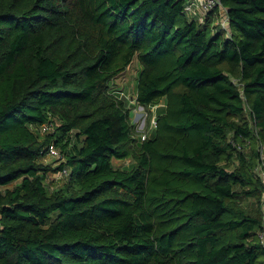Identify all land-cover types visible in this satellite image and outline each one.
Masks as SVG:
<instances>
[{"label":"trees","instance_id":"1","mask_svg":"<svg viewBox=\"0 0 264 264\" xmlns=\"http://www.w3.org/2000/svg\"><path fill=\"white\" fill-rule=\"evenodd\" d=\"M185 4L0 0V264H264V0Z\"/></svg>","mask_w":264,"mask_h":264},{"label":"rangeland","instance_id":"2","mask_svg":"<svg viewBox=\"0 0 264 264\" xmlns=\"http://www.w3.org/2000/svg\"><path fill=\"white\" fill-rule=\"evenodd\" d=\"M141 70V65L137 58H135L131 65L122 72L115 80L113 81V86L115 88V92L123 97L127 104L130 105L133 112V120L137 123V128L139 131H142V135H150L153 133L155 128L154 120L159 115L160 112L165 110L164 103H159L158 105H151L148 108L139 105L136 100V87L138 83V74ZM149 118L150 123H149ZM42 133V132H41ZM43 134V133H42ZM143 139V138H142ZM53 163L58 165V160H52ZM114 164L131 167L134 162L131 158H127L124 160L114 158ZM65 182V177L60 176V173L50 172L48 178V186L49 189L53 190L57 187H60ZM14 184H11V187ZM56 214V213H55Z\"/></svg>","mask_w":264,"mask_h":264},{"label":"built area","instance_id":"3","mask_svg":"<svg viewBox=\"0 0 264 264\" xmlns=\"http://www.w3.org/2000/svg\"><path fill=\"white\" fill-rule=\"evenodd\" d=\"M185 11L190 16H198L203 21L205 19V16L208 12L215 10L218 6L221 4V0H185ZM219 19V23H221L223 28H227V17H222ZM157 122L154 120V125L156 126ZM50 125H45L42 129V132H44L46 129H49ZM146 135H142V138L144 139ZM260 158L256 165V174L259 178L262 179L263 182V195L261 199V207H262V215L264 220V145H261L260 147ZM48 155L50 157H58L60 155L58 149L52 142L49 145V151ZM68 169H65L63 173L60 174V176L67 174ZM264 228V226H263ZM260 241L264 246V229L260 231L259 233Z\"/></svg>","mask_w":264,"mask_h":264}]
</instances>
